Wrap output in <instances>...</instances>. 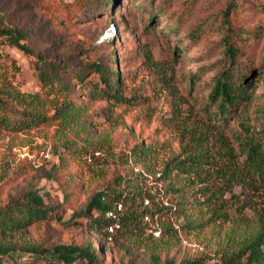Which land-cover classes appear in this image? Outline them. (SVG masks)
Returning <instances> with one entry per match:
<instances>
[{"label":"rangeland","instance_id":"obj_1","mask_svg":"<svg viewBox=\"0 0 264 264\" xmlns=\"http://www.w3.org/2000/svg\"><path fill=\"white\" fill-rule=\"evenodd\" d=\"M228 8L232 25L248 31L238 42V63L251 96L223 120L211 114L209 91L214 76L231 65L223 43ZM0 28L22 31L25 45L54 65L68 61L88 72L100 62L115 83L119 70L124 97L91 98L79 90L70 96L73 109L56 112L57 82L44 84L36 57L0 36V117L8 116L0 119V208L35 192L49 209L43 219L0 232L8 248L0 264H57L55 246L89 242L99 264H210L255 235L264 220V179L242 173L243 157L234 164L221 138L232 144L240 113L264 131V0H0ZM29 115L36 121L28 122ZM201 150L207 180L227 187L223 211L230 218L188 229L176 212L184 191H174L187 174L175 165ZM124 186L150 190L152 200L135 197L124 208L147 209L148 218L139 215L108 234L97 230L94 210L81 211L103 188ZM157 207L165 209L151 216ZM33 248L50 251L40 256Z\"/></svg>","mask_w":264,"mask_h":264},{"label":"trees","instance_id":"obj_2","mask_svg":"<svg viewBox=\"0 0 264 264\" xmlns=\"http://www.w3.org/2000/svg\"><path fill=\"white\" fill-rule=\"evenodd\" d=\"M224 27L225 35L223 43L225 45L224 55L227 63L214 76L213 85L209 91L210 104L216 105V110L211 113L216 118L226 120L228 116L237 110V106L241 102L247 101L251 96V84L244 77L240 71L238 57L243 53L242 34L248 32L239 27H234L230 20L229 8L224 13ZM5 36L6 39L15 45L17 48L27 54H33L36 57V69L39 79L46 85L52 86L57 82L58 92L62 98L61 104L57 110L66 112L73 109V103L70 99L79 90H84V94H89L91 98L95 96H105L116 101H123L124 97L121 93L120 74L116 71V83L107 68L100 62H93L88 68V72L84 68L73 69L68 61L59 62L54 65L52 62L45 59L41 54L32 51L23 42L24 33L17 29L0 28V36ZM235 69V71H234ZM73 82L64 81L63 75ZM89 74L97 75L98 78H89ZM80 86V87H77ZM28 96H30L28 94ZM34 97V96H31ZM3 103L0 99V107ZM259 114L263 112L258 110ZM210 114V113H208ZM210 114V115H211ZM241 119L239 121L240 130L233 132L232 144L230 145L224 137L221 138V144L225 148V155L229 156L234 164H237L236 158L238 155L243 157L241 171L247 174L249 178L259 176L264 179V131L263 129L252 128L246 118H243V113H240ZM2 121L8 120L7 115L0 117ZM28 122H35L37 117L29 115L26 117ZM264 121V120H263ZM27 122V121H26ZM198 152V151H197ZM190 153L183 160H180L175 165L178 170L187 174L184 178L183 186L178 187L174 191L179 194L181 190L184 191L182 195L178 196L176 200V212L183 215L184 224L188 229L205 228L211 223L214 224L218 220L226 221L229 215L223 210L228 206L229 198L225 197V189L227 187H213V183L209 182L207 175L211 174L208 170L201 168L202 160L206 158L205 151ZM236 169V167H235ZM214 170V169H213ZM205 173V174H204ZM141 174H136V178H140ZM147 179V177H141ZM236 177L232 180L236 183ZM196 184H203L196 187ZM196 187V189H194ZM190 189L191 192L188 190ZM133 187L124 186L120 190L113 187H106L95 194L84 211L94 210L97 214L92 220L93 226L99 230L103 229L108 234V229L111 231H118L121 226H128L137 222L139 215H147V209L138 212L137 210L124 211L126 203L133 198H141V202L146 198L153 199L149 189L144 191L140 189L135 193ZM233 195H231L230 200ZM242 205L236 204V208H241ZM164 207H157L155 211H150L153 216L157 212H161ZM180 210V211H179ZM49 212L41 195L35 192L27 194L26 198L17 200L7 207L0 208V232H8L15 229H20L25 223L32 220H40L47 216ZM32 251L38 255L49 252L48 249L33 248ZM8 248L0 244V254H6ZM52 253L56 255L55 262L57 264H76L77 261L85 264H99V256L95 246L89 242L85 246L73 245H57L52 249ZM194 260L187 262H180L178 264H208ZM216 264H264V220H260L259 227L255 235L246 243L239 247L231 254H222L220 260ZM151 264H156L154 261ZM165 264H175L167 262Z\"/></svg>","mask_w":264,"mask_h":264},{"label":"built area","instance_id":"obj_3","mask_svg":"<svg viewBox=\"0 0 264 264\" xmlns=\"http://www.w3.org/2000/svg\"><path fill=\"white\" fill-rule=\"evenodd\" d=\"M145 218L147 219L148 217L147 216H145ZM110 230H112V228H110ZM157 234H159V232L157 231L156 232ZM210 264H216L215 262H212V263H210Z\"/></svg>","mask_w":264,"mask_h":264}]
</instances>
